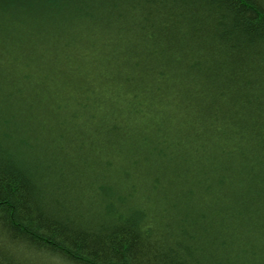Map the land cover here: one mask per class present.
Returning a JSON list of instances; mask_svg holds the SVG:
<instances>
[{
	"label": "trees",
	"instance_id": "1",
	"mask_svg": "<svg viewBox=\"0 0 264 264\" xmlns=\"http://www.w3.org/2000/svg\"><path fill=\"white\" fill-rule=\"evenodd\" d=\"M0 264H264V0H0Z\"/></svg>",
	"mask_w": 264,
	"mask_h": 264
},
{
	"label": "rangeland",
	"instance_id": "2",
	"mask_svg": "<svg viewBox=\"0 0 264 264\" xmlns=\"http://www.w3.org/2000/svg\"><path fill=\"white\" fill-rule=\"evenodd\" d=\"M34 42H35V41H30V42H28V43H31V46H34V45H33ZM32 49H33V47H32ZM30 50H31V49H30ZM30 50H29V49H26V52H27V51L29 52ZM26 52H24V55L26 54ZM30 53H31V51H30ZM27 54H28V53H27ZM27 54H26V55H27Z\"/></svg>",
	"mask_w": 264,
	"mask_h": 264
}]
</instances>
